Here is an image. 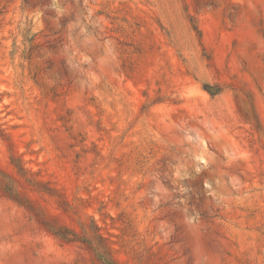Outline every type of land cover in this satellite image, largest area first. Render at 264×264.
Here are the masks:
<instances>
[{"label":"rangeland","instance_id":"1","mask_svg":"<svg viewBox=\"0 0 264 264\" xmlns=\"http://www.w3.org/2000/svg\"><path fill=\"white\" fill-rule=\"evenodd\" d=\"M94 225L264 264V0H0V264H103Z\"/></svg>","mask_w":264,"mask_h":264},{"label":"trees","instance_id":"2","mask_svg":"<svg viewBox=\"0 0 264 264\" xmlns=\"http://www.w3.org/2000/svg\"><path fill=\"white\" fill-rule=\"evenodd\" d=\"M39 184H41V183H39ZM46 190H49V191H47L49 193H53L54 192V191H51L50 189H46ZM14 196H16V195H14ZM94 228H95V233L93 234L94 236H91V237L87 238L86 240L89 243L91 242V245H93V246H94V244H97L99 246L100 249H98V247H97V249L99 250L98 251L99 252V257H100L101 262H103V264H118L117 260L112 255V250H111V248L109 246V243H108L107 239L103 235H101L99 233L100 230H99V227L97 225H94ZM54 230H59V231H54ZM53 232L56 235L61 236V237L65 238V239H68L67 238V234H72L75 237L78 235L73 230H69L67 228L63 229L61 227H59L58 229H53ZM66 232H67V234H66ZM92 240H94V242H92Z\"/></svg>","mask_w":264,"mask_h":264}]
</instances>
